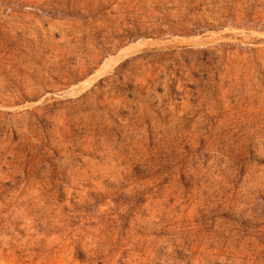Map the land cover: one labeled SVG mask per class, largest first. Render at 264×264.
Returning <instances> with one entry per match:
<instances>
[{
  "label": "rangeland",
  "instance_id": "obj_1",
  "mask_svg": "<svg viewBox=\"0 0 264 264\" xmlns=\"http://www.w3.org/2000/svg\"><path fill=\"white\" fill-rule=\"evenodd\" d=\"M0 264H264V0H0Z\"/></svg>",
  "mask_w": 264,
  "mask_h": 264
}]
</instances>
